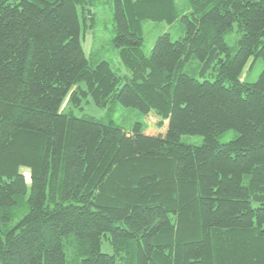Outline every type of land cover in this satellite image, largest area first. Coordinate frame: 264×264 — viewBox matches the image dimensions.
Listing matches in <instances>:
<instances>
[{"label":"trees","instance_id":"16d2710c","mask_svg":"<svg viewBox=\"0 0 264 264\" xmlns=\"http://www.w3.org/2000/svg\"><path fill=\"white\" fill-rule=\"evenodd\" d=\"M175 1L109 0L120 76L84 53L94 0H0V264H66L64 240L77 264H264V0H186L182 16ZM145 21L184 34L145 56ZM192 58L212 81L183 72ZM251 59L263 69L245 83ZM88 102L152 112L166 130L66 113Z\"/></svg>","mask_w":264,"mask_h":264},{"label":"rangeland","instance_id":"374dc122","mask_svg":"<svg viewBox=\"0 0 264 264\" xmlns=\"http://www.w3.org/2000/svg\"><path fill=\"white\" fill-rule=\"evenodd\" d=\"M109 0H94L96 7H92L94 23L91 28H88L87 34L82 40V47L87 59L91 65L99 62H107L112 70L120 75H128L126 69L120 64L117 50L112 46L113 39V16ZM175 5L179 15H188L190 7L186 0H176ZM86 25H91L87 20ZM143 47L142 51L145 56H149L157 38L163 34H168L171 41L180 39L184 34V26L180 21L172 23L167 22H153L145 21L141 24ZM224 42L227 44L231 56L237 50V43L239 40V33L236 24H233L232 29L223 35ZM199 63L195 58H192L188 65L185 66L183 72L192 76L193 78L203 81L213 78L199 75ZM263 69L261 59L249 60L247 63L241 79L245 83H254ZM66 113L78 119L94 120L103 124L113 123L115 126L121 128L125 132L131 131L135 125H141L143 133L146 135H158L166 130V122L162 127H157L158 119L151 112L147 115L139 113L132 108L120 106L117 103L108 105L105 108H99L88 102L81 105V107L71 106L67 109ZM236 133L233 130L226 131L218 137V142L225 144L233 140ZM181 141L199 146L202 144V138L197 136H182ZM26 181L29 182L28 173L24 171ZM29 191L26 194L16 199L17 205L13 208L11 213L10 226H14L27 212L26 199L28 198ZM64 250L66 255V264H77V259L73 252L72 245L64 240ZM101 251L106 254H111L112 250L107 242L101 245Z\"/></svg>","mask_w":264,"mask_h":264}]
</instances>
